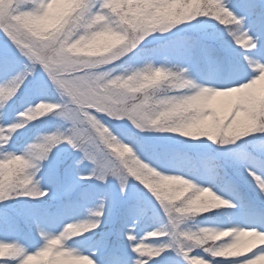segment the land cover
Segmentation results:
<instances>
[{
	"label": "snow or ice",
	"instance_id": "obj_1",
	"mask_svg": "<svg viewBox=\"0 0 264 264\" xmlns=\"http://www.w3.org/2000/svg\"><path fill=\"white\" fill-rule=\"evenodd\" d=\"M260 262L264 0H0V264Z\"/></svg>",
	"mask_w": 264,
	"mask_h": 264
},
{
	"label": "rangeland",
	"instance_id": "obj_2",
	"mask_svg": "<svg viewBox=\"0 0 264 264\" xmlns=\"http://www.w3.org/2000/svg\"><path fill=\"white\" fill-rule=\"evenodd\" d=\"M261 245L259 244V242H256L253 246H252V250L254 251L256 248L260 247ZM246 253H248L246 251ZM262 264H264V262H261Z\"/></svg>",
	"mask_w": 264,
	"mask_h": 264
}]
</instances>
